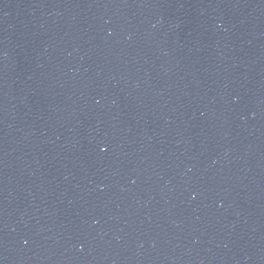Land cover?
Instances as JSON below:
<instances>
[{
    "label": "water",
    "instance_id": "1",
    "mask_svg": "<svg viewBox=\"0 0 264 264\" xmlns=\"http://www.w3.org/2000/svg\"><path fill=\"white\" fill-rule=\"evenodd\" d=\"M0 264H264V0H0Z\"/></svg>",
    "mask_w": 264,
    "mask_h": 264
}]
</instances>
